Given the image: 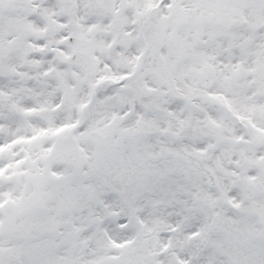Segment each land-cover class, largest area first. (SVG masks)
<instances>
[{
  "label": "snow or ice",
  "instance_id": "6c2138e0",
  "mask_svg": "<svg viewBox=\"0 0 264 264\" xmlns=\"http://www.w3.org/2000/svg\"><path fill=\"white\" fill-rule=\"evenodd\" d=\"M0 264H264V0H0Z\"/></svg>",
  "mask_w": 264,
  "mask_h": 264
}]
</instances>
